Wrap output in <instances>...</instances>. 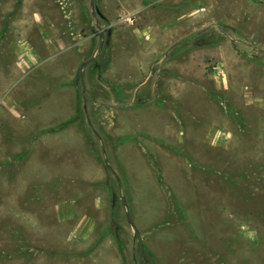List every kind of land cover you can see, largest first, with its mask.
Wrapping results in <instances>:
<instances>
[{"label": "rangeland", "instance_id": "obj_1", "mask_svg": "<svg viewBox=\"0 0 264 264\" xmlns=\"http://www.w3.org/2000/svg\"><path fill=\"white\" fill-rule=\"evenodd\" d=\"M0 264H264V0H0Z\"/></svg>", "mask_w": 264, "mask_h": 264}, {"label": "water", "instance_id": "obj_2", "mask_svg": "<svg viewBox=\"0 0 264 264\" xmlns=\"http://www.w3.org/2000/svg\"><path fill=\"white\" fill-rule=\"evenodd\" d=\"M130 221V220H129Z\"/></svg>", "mask_w": 264, "mask_h": 264}]
</instances>
